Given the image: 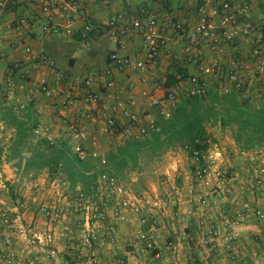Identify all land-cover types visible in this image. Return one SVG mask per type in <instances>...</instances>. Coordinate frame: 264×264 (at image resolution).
<instances>
[{
    "label": "crops",
    "instance_id": "1",
    "mask_svg": "<svg viewBox=\"0 0 264 264\" xmlns=\"http://www.w3.org/2000/svg\"><path fill=\"white\" fill-rule=\"evenodd\" d=\"M44 1L18 0L14 5L8 2L5 7H0V109L6 106L20 108L22 116L29 115L31 120L39 123L41 136L54 142L70 138L87 152L97 149L103 155L122 146L128 139L122 133L104 131L101 109L91 121L81 122V128L88 134L85 140L77 142L70 137V125L77 121L81 112L95 106L87 98V91H95L110 106L121 103L123 108L141 118L146 115L157 117V108L151 106V97L165 102L166 92L159 86L166 88L167 74L174 66H182L189 79L199 76L211 90L219 82V76L211 71L212 65L219 63L225 76L231 71V62L236 58L244 66L242 74L247 84L256 87L257 63L252 57V49L254 42L264 48V0H257L244 13V19L258 30L257 35L240 37L233 43L222 42L217 51L211 49L208 40L200 38L195 46L190 47V52H187L189 46L185 38L174 31L170 18L187 30H194L199 23V6L206 5L210 9L224 0H75L78 7L76 13L72 12L70 0H48L54 4L51 20L42 9ZM127 2L141 18L151 21L153 29L162 37L159 55L154 61L148 58L143 36L135 29L129 27L127 30L125 27L123 14ZM70 13L75 14L76 31L91 24L102 27L105 32L90 43H84L76 36L44 32L46 25L62 22L63 17ZM112 22L118 28L115 36H112L109 26ZM27 48L42 51L56 70L52 72L37 63L34 56L26 52ZM113 55L143 62L145 69L121 68L112 60ZM201 64L207 67L202 74L199 70ZM11 78L14 86L9 82ZM87 78L93 80L90 88L84 85ZM188 78L180 81L175 89L177 98L185 94L183 90ZM43 80L52 90L71 92L72 103L64 106L62 98L47 97L39 92ZM111 82L114 85L108 87ZM163 104L167 107V102ZM141 124L145 121L142 120ZM207 131L210 148H218L225 153L222 166L229 179L245 175L256 177V170L264 159L263 149L240 152L232 129L221 127V123H209ZM225 132L226 142L219 144L217 140ZM14 135L15 128L6 121H0V143L5 150L0 161V187L5 189L0 190V256L14 254L13 264H152L154 255L158 253L168 259V264H201L203 261L209 264L216 261L220 264H264V241L256 243L248 237L243 238L239 245L240 255L236 262L224 254L220 245L210 250L199 248V207L192 200L195 195L201 193L207 197V217L218 222L224 217L235 218L245 203L264 210V192L243 184L241 179L229 196L196 186L191 181V175L197 163L189 158L184 149L170 151L154 162L161 166V176H155V172L150 178L153 180L152 192H131L126 188L127 199L134 204L141 202L145 210L152 211L159 223L149 246L140 241L137 234L140 230L150 231L152 224H143L139 216L125 207L126 218L121 219L115 214L116 205L121 200L108 195L100 197L96 220L93 218L90 224L84 223L82 217L71 221L69 208L65 205H72L78 192L71 190L67 176L61 172L50 176L46 169L40 173L23 174L12 168L6 161V154ZM247 170L251 173L247 174ZM130 178L133 181L130 186L134 188L144 184L141 172H133L124 180ZM58 190L65 192L61 211L68 216L56 225L43 215V208L39 205L44 200H49L46 203L49 206L54 205L55 201L51 202V198ZM67 192L72 193L74 198L69 197ZM101 215L107 218L101 221L98 219ZM5 217L11 221L10 229L4 224ZM89 227L111 239L106 247L84 244L83 238ZM231 230L227 228L225 231ZM238 230L243 233L263 231L256 221L242 225ZM48 234L53 236V242L41 247L35 236L43 239ZM8 238H12L10 244L6 243ZM169 242H175L178 249L170 251L167 247Z\"/></svg>",
    "mask_w": 264,
    "mask_h": 264
},
{
    "label": "built area",
    "instance_id": "2",
    "mask_svg": "<svg viewBox=\"0 0 264 264\" xmlns=\"http://www.w3.org/2000/svg\"><path fill=\"white\" fill-rule=\"evenodd\" d=\"M18 0H7L6 2H0V7H5L6 5L15 4ZM9 2V3H8ZM72 6V12H78V7L75 0H70ZM257 2V0H224L218 6H213L210 9L206 5H200L198 8L199 23L194 30H187L182 25L174 22L170 18V23L172 24L174 31L180 34L188 43L187 52H190V47L195 46L200 38L208 40L210 47L213 51L220 49L222 42L233 43L237 41L240 37H248L251 35H257L258 30L255 26L248 20L244 19V13L248 12L250 8ZM42 9L44 13L48 14L51 20V11L54 4L51 1H44L42 4ZM123 19L125 22V27L128 30L129 27L135 29L139 32L143 38L144 43L147 47L148 58L154 61L158 58L159 50L162 43L161 35L153 29L151 21H146L141 18L138 11H136L130 2L126 3V11L123 14ZM76 17L75 14H68L63 17L62 22H53L46 25L43 30L48 34L63 33L67 36L77 37L84 43H90L92 40L99 38L103 35L105 30L102 27L94 26L91 24L85 25L82 29L76 31L75 29ZM112 36L116 35L117 26L114 22L109 24ZM1 44V43H0ZM26 52L33 55L37 63L44 65L49 68L52 72L55 71V67L52 61L42 52L33 51L31 48H27ZM252 57L256 60L257 67L255 71L256 76V87L249 86L247 80L242 74L244 66L242 63L234 58L231 62V71L227 75H223L222 67L219 63H214L212 65L211 71L219 76L218 91L222 95H230L233 93L242 94L245 97L251 96L256 107L264 106V48H261L259 44L254 42L252 49ZM112 60L118 63L121 68H129L132 70H142L145 69V64L143 62H136L128 58H122L117 55L112 56ZM205 66L202 64L199 70L202 73L206 72ZM180 79V77H178ZM63 80V79H61ZM188 84L184 87V93L188 97H204L210 91L208 83L200 78L199 76H194L188 79ZM182 81V80H180ZM10 84L14 86L12 78L9 80ZM93 80L87 78L84 81L86 88H90ZM114 84L111 82L108 87H112ZM178 87V86H177ZM23 89V86H20ZM160 90H164L166 93L165 99L167 102V107L161 114L165 118H169L171 108L175 107L176 94L173 91L167 93L166 88L159 86ZM38 91L44 93L47 97H59L62 98L64 106H68L73 101V94L69 91L62 90H52L48 86V83L43 80L40 82V87ZM248 92V95L246 93ZM87 98L95 104V106L89 110L81 112L77 121L70 125L69 134L77 142L85 140L88 136L86 130L81 128L82 121H91L93 117L101 109V117L104 122V131L110 134H116L117 132L122 133L127 139L140 140L148 135L150 129H153L156 124V119L152 115H146L144 118L139 117L130 110L123 108L121 103H116L110 106L105 99L99 96L95 91L88 90ZM162 104L161 100L155 96L151 97V106L160 107ZM145 121V124H141V121ZM36 135L41 136V130L36 131ZM52 141L50 138H48ZM74 151L81 160H86L92 158L99 161L102 168H106L107 160L105 155L100 153L97 149L93 152H87L80 144L74 143ZM225 153L218 148H209L206 152H195L193 155V160L197 164H202L197 166L192 171L191 181L196 186L208 189L210 192H218L222 196H229L234 191L236 183L241 179L243 184L253 187L260 192H264V159L261 160L260 165L256 170V177L254 178L250 175H245L236 178L229 179L227 177V172L222 166L223 158ZM251 170H247V174H250ZM63 186H67L64 183ZM108 195L116 200H121L118 203L117 210L115 209V214L121 219L126 218V213L124 212V207L126 209H131L132 213L139 216L143 224H152V229L150 231L140 230L138 232V239L143 243L150 246L153 234L158 231V221L156 220L152 211L145 210L141 205V202L137 201L135 204L132 200L127 199V192L122 186L120 181L115 177L103 173L98 177L96 182V195ZM126 198V199H125ZM88 200L89 197L85 196L79 190L76 204L79 209L88 210ZM195 201L199 207V221L197 223L198 229L201 233V238L199 241V248L202 250H210L217 248L220 245L221 250L226 254L232 262H236L239 258V245L243 238L248 237L256 243L264 241V210L261 208H253L249 204L245 203L242 206V210L235 216V218L229 219L224 217L221 221H214L213 219H208L207 217V207L209 205L208 199L205 195L198 193L192 199ZM44 215L51 220L53 224L57 223V217L59 216L60 210L56 207L43 208ZM104 215L98 216V219L105 220ZM92 217L88 213L86 218V223L91 222ZM256 221L261 225L262 230L249 231L243 233L238 230V228L247 223ZM4 224L7 228H11V221L8 218H4ZM90 226V225H89ZM233 229L231 231H225L226 229ZM37 243L41 247H46L53 242V236L48 234L46 238H39L35 236ZM84 244L88 247H93L97 244L100 247H106L108 245L110 238L105 235H100L93 231L89 227L84 235ZM12 238L6 240L7 244H10ZM167 247L170 251H176L178 246L175 242H169ZM15 261V256L12 253L3 254L0 256V264H13ZM168 259L164 258L160 253L155 254L153 257L152 264H168ZM193 264V263H192ZM201 264H209L207 261H203ZM212 264H220L218 261Z\"/></svg>",
    "mask_w": 264,
    "mask_h": 264
},
{
    "label": "trees",
    "instance_id": "3",
    "mask_svg": "<svg viewBox=\"0 0 264 264\" xmlns=\"http://www.w3.org/2000/svg\"><path fill=\"white\" fill-rule=\"evenodd\" d=\"M188 75L182 66L171 68L167 74V93H175L180 80L186 81ZM163 103L157 108L156 124L148 135L140 140L128 139L122 146L108 152L105 155L106 168L92 158L79 159L70 138L57 143L46 136L36 135L39 123L31 120L29 115L22 116L20 108L2 107L0 121H6L15 128L6 161L23 174L40 173L46 169L50 176L61 172L67 176L66 181L72 191L79 188L90 197L96 193V182L103 173L118 180L127 179L133 172H142V161H158L178 148L184 149L189 158H193L196 151L206 152L210 148L207 126L213 121L232 129L240 152L264 150V106L256 107L251 96L237 93L222 95L218 86L204 97L184 94L176 99L169 118L161 114L166 109ZM4 151L0 143V161Z\"/></svg>",
    "mask_w": 264,
    "mask_h": 264
},
{
    "label": "rangeland",
    "instance_id": "4",
    "mask_svg": "<svg viewBox=\"0 0 264 264\" xmlns=\"http://www.w3.org/2000/svg\"><path fill=\"white\" fill-rule=\"evenodd\" d=\"M229 134V133H228ZM225 136H227V132L225 133H222L221 136H219V141L217 140V142L220 144L222 142V144L225 141ZM143 163V170H142V175H143V180H144V184H142V187H138V188H134L132 186H130V183H133V181L131 180V178L127 181V180H124V179H120V183L122 184V186L129 190H131V192H144L146 190H148L149 192H152L153 190V186L151 185V183L153 182V180H151L150 178L153 176V174L156 172V175L155 176H161V166H157V164L155 165L154 162H147V161H142ZM133 176V174H132ZM160 178V177H159ZM133 179H135V176L133 177ZM151 181V182H150ZM146 185V186H145ZM29 187V186H28ZM65 188L67 186H64ZM61 187L59 186V189ZM0 190H5L4 188L0 187ZM32 190V189H31ZM62 190V189H61ZM75 192H79V191H75ZM127 192V191H126ZM53 194V193H52ZM67 194L69 195V197L71 198H74V195L70 192H67ZM99 195V194H98ZM106 194L104 195H99L98 197L99 198H96V193L92 196H88L89 197V200H88V210H85V209H79V207L77 206L76 204V200L75 202L72 204V205H69V207H67V205H65V208H69V215H70V220L71 221H76V220H79L80 217H82V221L85 223L86 222V218H87V215L88 213H90V217H92V219L94 218L96 220V217L97 215H99L96 210V207L98 206L99 202H100V197L101 196H104V197H107L105 196ZM65 199V192H60V190H58V192H54V194L52 195V198H51V202H54L55 201V204L52 205V206H49V204H46L49 202V200L46 202V200H44L42 202L41 205H39V207L41 208H47V207H56V208H59L60 210V213H59V216L57 217V224H59V222H62V219H64L65 217L68 216V214H65V211H61V209L63 208V206H61L63 204V200ZM99 199V200H98ZM98 202V203H97ZM118 202V201H117ZM64 204H67V203H64ZM118 205V203H117ZM116 205V206H117ZM97 213V215H96ZM44 215V213H43ZM102 216V215H101ZM106 216V215H104ZM107 218V216L105 217ZM81 220V219H80ZM103 221V220H101ZM51 222V220H50ZM52 223V222H51ZM53 224V223H52ZM86 234V233H85ZM102 235V234H101ZM94 247V246H93Z\"/></svg>",
    "mask_w": 264,
    "mask_h": 264
}]
</instances>
